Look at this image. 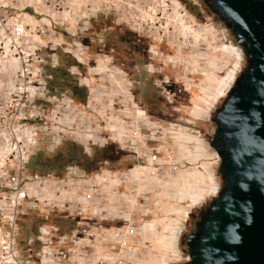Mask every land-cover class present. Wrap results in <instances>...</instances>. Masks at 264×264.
Masks as SVG:
<instances>
[{
    "label": "built area",
    "instance_id": "1",
    "mask_svg": "<svg viewBox=\"0 0 264 264\" xmlns=\"http://www.w3.org/2000/svg\"><path fill=\"white\" fill-rule=\"evenodd\" d=\"M99 15L173 52L203 43V53L236 54L223 48H235L226 36L206 46L216 35L213 22L199 23L180 0H0V58L15 74L0 98V264H171L180 251L162 246L176 241L179 226L161 216L156 197L174 194L196 208L216 196L214 170L193 176L195 152L186 144L193 132L154 120L119 64L108 55L92 58L66 39ZM60 51L75 60L71 73L86 89L82 102L51 84L49 68ZM164 63L148 70L159 74ZM239 70L229 66L213 90L203 89L222 99ZM66 141L88 154L115 144L131 164L91 172L78 165L30 168L39 148L53 151ZM29 215L39 218L34 235L23 228Z\"/></svg>",
    "mask_w": 264,
    "mask_h": 264
},
{
    "label": "water",
    "instance_id": "2",
    "mask_svg": "<svg viewBox=\"0 0 264 264\" xmlns=\"http://www.w3.org/2000/svg\"><path fill=\"white\" fill-rule=\"evenodd\" d=\"M205 2L246 65L214 108L213 139H202L222 182L187 238L183 264H264V0Z\"/></svg>",
    "mask_w": 264,
    "mask_h": 264
},
{
    "label": "rangeland",
    "instance_id": "3",
    "mask_svg": "<svg viewBox=\"0 0 264 264\" xmlns=\"http://www.w3.org/2000/svg\"><path fill=\"white\" fill-rule=\"evenodd\" d=\"M180 2L196 17L199 23L213 22L216 35L213 36V40H210L212 43L207 42L206 46H216L221 43L223 36H226L227 40L232 41L235 46L232 36L229 32L224 31L219 17L212 12L205 0H180ZM99 16H104L106 19L98 17L99 19L93 20L87 31L73 38H66L71 46L80 44L92 58L108 55L122 66L131 82L133 94L154 120L160 121L162 125L167 122L178 123L185 126L188 132H193L192 137H188L189 141L185 142L195 152V160L193 159L194 163L191 166L192 172H195L193 176L200 180L203 179L204 169L208 168L214 170L218 183H221L218 166L216 162H212V158H209L210 155H214V151L205 147L202 139H210L205 136H212L213 139L216 125L210 126L208 116L214 114V108L222 102V99L215 100L214 94L204 90L203 87L213 90L229 66L245 68L246 60L241 57L239 50L235 46L238 53H224L223 56L219 51L203 53L205 49L203 43L194 51L182 48L181 52H173L167 44L159 43H154L148 48L147 42L127 28L118 25L114 17ZM227 50L231 52L229 47ZM65 57H67L65 64L70 66L71 70L75 65L71 63H75V60L67 55ZM4 60L0 58V98L9 92L15 78L14 68ZM163 61L165 63L161 73L155 74L148 70L151 63L159 64ZM122 151L125 153V155L123 153V161L127 158L132 160L127 151ZM106 164L111 165V163ZM118 165L113 164V167L118 168ZM156 198L161 200L160 209L165 211H159L161 216L179 226V235L181 228L186 224L188 214H193L195 210L188 207L183 198L174 194ZM177 244L178 237L174 243L162 246L164 250L180 251V261H171V264H181L187 257L181 252V249L179 250Z\"/></svg>",
    "mask_w": 264,
    "mask_h": 264
},
{
    "label": "trees",
    "instance_id": "4",
    "mask_svg": "<svg viewBox=\"0 0 264 264\" xmlns=\"http://www.w3.org/2000/svg\"><path fill=\"white\" fill-rule=\"evenodd\" d=\"M98 17L106 19L104 16ZM98 17L93 20L99 19ZM117 24L127 28L122 24ZM127 29L130 30L129 28ZM130 31L147 42L146 45L148 48L154 43L150 38L140 35L132 30ZM65 55L69 56L68 54L60 52L58 65L49 68V72L52 75L51 84L54 88L67 91L77 101L82 102L86 96V89L79 84L77 76L71 73L70 66L65 64V60L67 59ZM123 153L124 152L117 145L110 143L104 147L96 148L91 154H88L81 146L66 141L61 147L53 151L47 150L44 147L39 148L31 157L29 166L31 169L43 172H61L70 165H78L91 172L97 170L100 166L106 163H111L112 165L119 164L118 168H125L131 164V160L127 158L123 161L125 155V153L124 155ZM122 161L123 163H121ZM38 221L39 218H35L32 215L26 217L23 220L25 234L34 235L37 231Z\"/></svg>",
    "mask_w": 264,
    "mask_h": 264
},
{
    "label": "flooded vegetation",
    "instance_id": "5",
    "mask_svg": "<svg viewBox=\"0 0 264 264\" xmlns=\"http://www.w3.org/2000/svg\"><path fill=\"white\" fill-rule=\"evenodd\" d=\"M214 116H215V112L209 118L210 126L216 125L215 121L213 120ZM205 137H209L210 139H212V136H205ZM204 207L205 206L193 208L195 210L194 213L188 214L186 224L181 228V231L178 235V245L181 249V252L185 254V256H187L188 254L187 238L196 229L195 223L199 218V213L202 211ZM185 261L186 260H184L181 264H183Z\"/></svg>",
    "mask_w": 264,
    "mask_h": 264
},
{
    "label": "bare ground",
    "instance_id": "6",
    "mask_svg": "<svg viewBox=\"0 0 264 264\" xmlns=\"http://www.w3.org/2000/svg\"><path fill=\"white\" fill-rule=\"evenodd\" d=\"M228 47L230 48L231 52L238 53V51H237L238 49L236 50L234 47H232V45H231V46H230V45H226V46H224L223 48L227 50ZM236 56H237V55H236Z\"/></svg>",
    "mask_w": 264,
    "mask_h": 264
}]
</instances>
